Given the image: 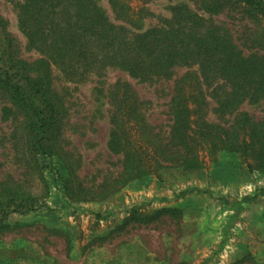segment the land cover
<instances>
[{
	"label": "rangeland",
	"instance_id": "1",
	"mask_svg": "<svg viewBox=\"0 0 264 264\" xmlns=\"http://www.w3.org/2000/svg\"><path fill=\"white\" fill-rule=\"evenodd\" d=\"M20 1L0 0V37L7 40L4 57L27 66L38 59L50 62L53 88L67 102L70 123L62 126L60 142L50 141L43 131L32 132L39 166L35 168L26 164L27 156L15 158L13 136L18 131L11 115L2 112L6 103L0 100V264H264V195L238 212L219 199L240 202L264 189V172L251 171L237 159L219 155V163L213 164L202 153L206 163L200 170L161 169L101 202H84L75 195L67 200L60 178L65 174L61 161L66 148L79 157L78 176L86 184L101 183L121 170L119 150L109 146V86L128 82L141 101L150 103V123L164 131L170 126L168 104L175 80L186 74L199 76L202 90L192 86L187 92L191 96L201 92L207 98L204 118L213 123L221 119L215 101L222 92H215L218 78L214 81L212 74L210 81L202 80L194 62L176 66L168 82L156 76L142 80L121 67L76 82L65 74V66L42 56L40 45H32L23 34ZM197 1L96 0L95 7L113 25L135 34L175 30L192 46L207 49L229 42L244 56L253 53L252 23L233 9L209 15ZM180 4L189 10H181L184 13L174 20L173 9ZM259 27L264 29V23ZM15 49L17 53L9 55ZM237 109L264 119L262 101H245ZM224 119L231 117L227 114ZM136 136L133 131L132 137Z\"/></svg>",
	"mask_w": 264,
	"mask_h": 264
},
{
	"label": "trees",
	"instance_id": "2",
	"mask_svg": "<svg viewBox=\"0 0 264 264\" xmlns=\"http://www.w3.org/2000/svg\"><path fill=\"white\" fill-rule=\"evenodd\" d=\"M198 1L199 8L209 15L233 9L252 23L254 29H249V41L254 45L253 53L244 56L229 42L226 46L217 42L208 48L204 42L207 49L192 46L175 30L153 29L135 34L113 25L99 14L96 0H21L18 4L23 34L32 45H40L42 56L52 58L59 67L65 66V74L76 82L114 67L128 70L142 80L156 76L168 82L176 66L193 62L200 68L202 80L210 81L212 74L214 81L219 80L215 89L222 92L221 98L215 101V111L221 117L219 123L204 118L209 102L201 92L192 96L187 92L192 86L202 90L199 76L186 74L175 80L168 104L170 126L167 131L150 123L147 116L150 103L141 101L128 82L109 86V146L119 150L121 170L116 177L86 184L78 176L79 157L66 148L61 161L65 174L60 178L67 200L75 195L81 196L84 202H101L130 182L161 169L200 170L206 163L202 153L209 155L213 164L219 163L220 155L246 163L251 171L264 172V119L257 120L237 109L245 101L264 102V29L259 27L264 23V0ZM187 8L184 4L174 7L173 19L184 13L181 10H189ZM214 29L220 31L216 26ZM219 38L221 36H214L215 40ZM12 42L17 43L13 38ZM6 43L7 40L2 41L0 37V100L6 103L2 112L11 115L18 131V135L13 136L15 158L27 156L26 164L39 168L35 159L36 136L32 132L43 131L50 141L60 142L62 126L70 123L67 102L53 88L50 62L38 59L27 66L22 61L7 60L4 57ZM16 53L15 49L9 55ZM227 114L231 119L225 122ZM24 129L27 130L25 135ZM133 131L137 134L135 138ZM68 143L65 139V145ZM260 195H264V189L240 202L224 196L219 199L238 212Z\"/></svg>",
	"mask_w": 264,
	"mask_h": 264
}]
</instances>
